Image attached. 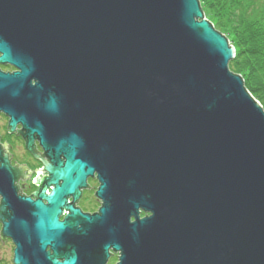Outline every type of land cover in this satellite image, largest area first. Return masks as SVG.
I'll return each mask as SVG.
<instances>
[{
    "label": "water",
    "instance_id": "95a60500",
    "mask_svg": "<svg viewBox=\"0 0 264 264\" xmlns=\"http://www.w3.org/2000/svg\"><path fill=\"white\" fill-rule=\"evenodd\" d=\"M233 57L199 0H0V112L47 158L32 200L0 145L13 264H264V110Z\"/></svg>",
    "mask_w": 264,
    "mask_h": 264
},
{
    "label": "trees",
    "instance_id": "16d2710c",
    "mask_svg": "<svg viewBox=\"0 0 264 264\" xmlns=\"http://www.w3.org/2000/svg\"><path fill=\"white\" fill-rule=\"evenodd\" d=\"M204 15L234 48L228 66L264 110V0H199Z\"/></svg>",
    "mask_w": 264,
    "mask_h": 264
},
{
    "label": "flooded vegetation",
    "instance_id": "af4514ba",
    "mask_svg": "<svg viewBox=\"0 0 264 264\" xmlns=\"http://www.w3.org/2000/svg\"><path fill=\"white\" fill-rule=\"evenodd\" d=\"M0 69L4 72H13L14 70H16L15 67L8 64H0ZM0 116L4 117L8 122V117L4 113L0 112ZM7 122L4 125L3 129L1 128L0 130V143L3 153L8 156L9 164L11 167H15L21 170V175L15 182L18 195L30 197L32 200H34L35 197L33 194L37 189L35 179L43 178L44 176H46L47 173L44 169V162L47 161V158L44 155L43 148L39 145L37 140H34L32 151L28 150L25 140L18 132L21 126L17 125L14 132H9ZM5 137L13 138L17 140V142H5ZM97 178L98 176L95 172L92 175L87 176L86 187L80 189L79 197L73 202L74 207L78 208L82 213H97L102 204L101 199L96 196V190L99 186ZM72 201V197H68V202L70 203ZM64 215L65 213L60 216L59 219L62 220ZM145 215H148V213L143 210H139L140 217H143ZM1 240H7L12 245V261L14 250V244L12 240L10 238H1ZM109 253L110 256L106 264H108V261L110 260L115 261L116 264L118 260V253L113 252L112 250H109Z\"/></svg>",
    "mask_w": 264,
    "mask_h": 264
},
{
    "label": "rangeland",
    "instance_id": "374dc122",
    "mask_svg": "<svg viewBox=\"0 0 264 264\" xmlns=\"http://www.w3.org/2000/svg\"><path fill=\"white\" fill-rule=\"evenodd\" d=\"M204 17H205V19L209 20L205 15H204ZM220 33H222V32H220ZM6 122H7L6 119L4 117L0 116V130H1V128L3 129ZM4 139H5V142H11V143L17 142V140L10 138V137H8V138L5 137ZM11 256H12V245L7 240H4L3 244H2V240L0 238V264H13L11 261ZM108 264H115V261L110 260V261H108Z\"/></svg>",
    "mask_w": 264,
    "mask_h": 264
},
{
    "label": "bare ground",
    "instance_id": "6f19581e",
    "mask_svg": "<svg viewBox=\"0 0 264 264\" xmlns=\"http://www.w3.org/2000/svg\"><path fill=\"white\" fill-rule=\"evenodd\" d=\"M0 145H1V143H0ZM2 147V146H1ZM7 158H8V156H7ZM8 161H9V159H8Z\"/></svg>",
    "mask_w": 264,
    "mask_h": 264
}]
</instances>
